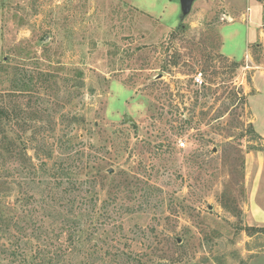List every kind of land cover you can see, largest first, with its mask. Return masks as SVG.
<instances>
[{"label": "rangeland", "instance_id": "1", "mask_svg": "<svg viewBox=\"0 0 264 264\" xmlns=\"http://www.w3.org/2000/svg\"><path fill=\"white\" fill-rule=\"evenodd\" d=\"M257 1L0 0V264H264Z\"/></svg>", "mask_w": 264, "mask_h": 264}, {"label": "crops", "instance_id": "2", "mask_svg": "<svg viewBox=\"0 0 264 264\" xmlns=\"http://www.w3.org/2000/svg\"><path fill=\"white\" fill-rule=\"evenodd\" d=\"M255 3L258 5V6H262V4H260L257 0H255ZM248 16H249V18H248V20H249V22H250V20L252 19L251 17V7L249 6V12H248ZM249 22H247V23H249ZM262 22L261 21H259L258 19H257V21L255 22V24L257 25L256 27H258V26H260V25H262L261 24ZM257 29H259V28H257ZM260 31V33L258 34L257 33V35L252 39V40H248V43L250 44L251 42H253L256 38L257 39H261V40H263L264 38H263V35H264V29H262V30H259ZM249 51H250V48H249V50H248V52H247V56H248V53H249ZM228 55H230V56H232V57H234V54L233 53H227ZM245 55V56H246ZM244 56V57H245ZM254 80H255V78H254ZM260 92V90H259V88H257L256 86H255V82L253 81V89H252V91L249 93V95H248V102H249V99L252 97V96H254V95H256V94H258ZM250 105V104H249ZM251 108V107H250ZM251 110L253 111V109L251 108ZM253 115H254V117H253V124H254V126H255V128H256V130H257V132L261 135V136H263L264 137V130H260V127L258 126V123H257V116H256V113H255V111H253Z\"/></svg>", "mask_w": 264, "mask_h": 264}, {"label": "water", "instance_id": "3", "mask_svg": "<svg viewBox=\"0 0 264 264\" xmlns=\"http://www.w3.org/2000/svg\"><path fill=\"white\" fill-rule=\"evenodd\" d=\"M195 0H180L181 17L187 16L193 7Z\"/></svg>", "mask_w": 264, "mask_h": 264}, {"label": "built area", "instance_id": "4", "mask_svg": "<svg viewBox=\"0 0 264 264\" xmlns=\"http://www.w3.org/2000/svg\"><path fill=\"white\" fill-rule=\"evenodd\" d=\"M195 82L198 83V84H202L203 83V77H202V73H198L196 76H195ZM180 145L183 146L184 143L183 142H180Z\"/></svg>", "mask_w": 264, "mask_h": 264}, {"label": "trees", "instance_id": "5", "mask_svg": "<svg viewBox=\"0 0 264 264\" xmlns=\"http://www.w3.org/2000/svg\"><path fill=\"white\" fill-rule=\"evenodd\" d=\"M231 66H232L233 69H235L236 67H238V63L234 61V62H232Z\"/></svg>", "mask_w": 264, "mask_h": 264}]
</instances>
